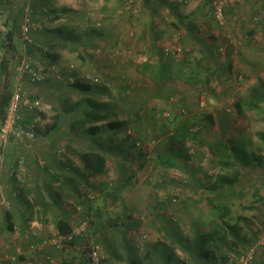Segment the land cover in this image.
<instances>
[{
    "label": "rangeland",
    "instance_id": "374dc122",
    "mask_svg": "<svg viewBox=\"0 0 264 264\" xmlns=\"http://www.w3.org/2000/svg\"><path fill=\"white\" fill-rule=\"evenodd\" d=\"M214 1L215 0H0V26L3 27L0 31L2 34L1 40L4 44H6L5 41L18 42L19 40L21 44L19 51L21 52H17L19 59L15 58V62L18 64L25 55L29 53L34 54L32 48L28 44L33 34L37 35L42 33V35H44L49 32L50 35V31H56L57 34L60 31L61 34H65L71 38H73V35L80 37L85 35L86 31L83 32L80 29H76L75 26L82 27L84 24L89 25L87 27L89 33L91 32L89 29L91 26L94 27L96 31L97 28L104 31L107 25H114L115 27L117 25L119 26L118 29L120 32H122L125 29L123 26L124 21H134V19H138L141 15V11L152 9L154 6L155 8L172 6L174 9L177 8V11L181 9V11H187V13L191 11L197 12L194 14L195 17L199 19L198 22L200 20L203 22L202 26L205 27L207 31L202 30L200 34L202 38H198L200 40L204 39L203 43L205 47H202L203 45L196 40H193V44L196 45L191 46V44H189L186 46L187 54L190 57L188 59L191 64H196L197 68L193 69L194 66L192 65L190 68L182 70L181 67H176L173 59L168 55V60L163 61V64L165 67H168L169 71L164 72H172L173 78L178 82L185 76V73H188V70L190 73H204L206 71L204 66H209L210 64V66H212L215 60H217V64L214 65L216 69L213 68L210 70L212 71L210 73H227V77L225 75L221 77L222 82L218 83L213 80L211 83L212 86L206 90H204L205 88L202 89L200 84H196L195 87L189 85V92L194 94V97H192V104L184 105V101L183 105L173 110L174 112H171V109L168 108L169 106L158 109V111L155 108L151 110L148 104H144L146 109L143 108L140 110L142 118L137 117L130 122V136L135 134L137 138L141 137L143 145L147 147L146 151L150 153L151 156L154 151L163 152L166 150L165 140L169 137L170 131L165 125L163 128L161 123L164 122L166 125H169L172 116H174L177 122L187 126L189 130L195 134V139L190 138L187 141L190 157L186 160L180 158L179 168H160L158 165L154 164L155 156H149L143 162L141 159H131L133 165L128 167L127 173L125 174L126 176L122 179L123 186L117 188L115 191L116 199L114 201L108 196L110 193L109 188H106L104 185L101 187L104 189L106 188L105 190L97 191L96 187L98 184H96L94 187L81 185L78 194L79 199H77V196H71L66 199V202H62L63 208L67 210L76 209V212H74V214H77L76 225L83 219L84 211L86 209L90 211L85 215L86 220H89L90 224L80 237V243H76V245L80 246V252H74L71 256L74 261L80 263L81 260H83L86 262L85 259H83L86 257V264H91L88 260V252L91 246L97 247V251L100 253L99 262L100 259L104 257L105 261L103 259V264H116L122 258V251L126 250V248H134L135 245L139 249L138 251L135 250L136 254H142L143 257L146 255L144 253L147 250L151 251L156 258H161V256H163L161 253V244H164L166 241H168L169 246L173 247L176 255L175 258L186 260L187 253L184 251L185 249L182 245L184 246L186 241L192 240L196 231H204L208 227V222L215 216L216 211L204 199V196L206 197L209 195L213 197L214 200L223 198L229 204L232 210L231 216L233 221L236 220L237 215L243 216V219L237 220L241 228L238 230L237 238L228 237L227 243L230 249L225 246V248H222V251L227 252V256L230 257L233 264H244L246 262H241L239 260L242 257L239 258V252L246 253L248 249L252 247L254 249V256L247 264H264V204L258 202L256 198L257 194L254 193L257 191L259 195H264V142L258 135L259 132L264 133V100L259 102L260 108L254 109L247 108L246 105L240 104L243 109L242 114H238L234 106V103L237 101L244 102L249 100L250 97H253V88L264 86V21L257 25L253 22H248V13L251 7H258V14H262V7L260 6L264 5V0H224L225 9L230 8V12H228L227 15L229 20H227L224 13V19L221 21L222 24L214 17ZM71 5L75 7L73 9L76 11V14L72 16L69 22L62 18L53 22L50 17L46 16L51 11H55L60 7H71ZM31 10L33 11L31 12ZM145 16L146 18L148 17L147 14ZM34 20H40L42 22L41 29L30 31L29 35L26 36L28 40L25 41L21 35L20 26L26 21L33 22ZM186 23H188V20H186ZM53 25H59L56 26L58 31L54 30L56 28H54ZM114 26H112V29ZM128 28L129 29H125L126 31L124 30V35L126 36L131 33V28ZM140 28L142 29V26ZM187 28L194 32L191 28ZM251 28L254 32L250 34L248 33V29ZM186 30L184 26L180 25L179 31L183 32ZM132 31L133 36L131 37L136 36L139 32L137 29H133ZM179 31L176 29V34H178ZM9 32H11L10 39L7 38ZM250 37L253 38V42L248 44ZM207 39L210 43H213L211 47L207 46ZM188 42L190 43L189 40ZM117 45L122 44L118 43ZM22 47H24V49ZM29 47L31 48V52H29ZM123 49L125 51L120 50L119 53L115 54L112 53V51L109 52V47L105 45L103 51L101 47L94 48L96 51L94 55L102 59H108V56L111 57L112 55L114 58L120 59L116 61V63H121L120 61L123 60V58H127L130 54V48L124 46ZM77 52L78 51H76L75 54L73 53L72 59L67 60L68 58H66V60H63L67 63L63 67V70H65L64 72L67 73V71L70 70L74 73L82 70L75 63L78 62ZM106 52H109V54ZM121 54L123 55L118 56ZM180 54L177 55L178 58L181 57ZM142 55L140 51L135 50L132 56L139 59ZM39 61L43 62V59H39ZM198 61L199 63H197ZM250 61L251 63L249 64ZM60 63H58V65H60ZM200 63H205V65L201 67ZM174 67L177 68V72L175 73ZM60 68H62L61 65L55 66V69L62 74L63 72L60 71ZM219 68H222L223 71L219 70ZM84 69L87 70V68ZM130 70L131 73L128 76L131 87L128 93L131 97H138L139 90L133 85L135 82L133 76L134 71L132 68H130ZM64 75L65 74L62 76ZM228 76L230 77L228 78ZM82 77L83 73L81 75V78ZM218 80L220 81V79ZM103 82H105V79L101 78L99 84ZM114 87L110 91V97H115L117 95V89ZM213 91L216 93L220 91L226 95L221 98V103H218L216 106L208 107L207 95L213 93ZM4 96L5 94H0L2 100L5 98ZM96 98L97 97H95V99ZM30 99L36 98L30 97ZM76 99L78 98H75V100ZM157 100L158 97H155L153 100L154 105L157 103ZM84 102H86V99L83 98L79 101V105H84ZM7 103L3 108H6ZM1 104L3 105V101L2 103L0 102V107L2 106ZM85 106L89 109L88 105ZM76 107H78V105ZM124 109L126 112L119 113L118 117H127L129 119L130 113L127 112L133 110L130 111L131 107H124ZM169 114L170 116H168ZM206 114L211 115V122L210 120H204ZM166 116L168 117L166 118ZM52 117L54 116L51 115L50 118ZM221 120L224 121V126H221ZM74 124L76 127L74 130L75 134L84 135V127L87 126L77 122H74ZM101 125L103 126L104 124ZM44 128H46V126L40 128L39 131L41 132ZM215 138H222L230 146L241 149L246 156H251L247 157L248 159L252 158V156H256L255 159L249 161H253L248 164V167H251L250 170L248 167L244 169L245 166L237 164L235 161H233L230 167L223 165L218 162V159L214 155L205 148L203 149L197 142L201 140L211 141ZM162 141L165 142L163 143ZM7 145L5 148L8 147ZM229 161H231V159H229ZM235 169L240 173L242 172L241 174H243V176L248 171V175L251 177L250 181L242 186V181H244V177L242 176L233 183L231 188H228L229 190L224 192V196L219 198L217 193V196H214L213 193L208 192L209 187L219 184L223 177H231ZM116 171L118 170L116 168L113 170L112 166H109L107 169L106 178L109 181V187H116L117 185L115 180L118 176L116 175L118 172ZM104 178L105 176L100 178V181H103ZM90 181H92V179H89V182ZM200 193L204 195L201 196ZM82 199L86 201L83 205L77 203ZM248 205H250L251 208H248ZM83 207H86V209L84 210ZM98 211L100 213H96ZM92 218L95 219V222L101 220L107 221L108 223L104 222L105 224L100 226L98 224L94 225L91 224ZM233 221L231 220V222ZM172 224H174V226L171 227L173 231H170L168 227ZM55 233L56 232L53 234ZM51 235L46 236L45 239L35 243V245L32 244L34 247L31 246L29 248V254L39 259L42 247L49 245L43 242ZM14 244L15 245L12 246L13 251H11L13 253L10 254L11 256L6 255V258L10 259L12 262H19V260H16L15 256L18 257L22 252H16L19 246L16 245V243ZM65 247L68 246L66 245L63 248ZM54 249H57L59 252L62 248ZM58 252L45 254L43 257V264H57V261L54 260L59 256H56ZM175 255H173V257ZM107 256L113 259L112 263H110ZM0 257H2L1 254ZM156 258L151 259L148 255L142 259V264H151ZM186 263L195 264L190 260ZM172 264L180 263L172 261Z\"/></svg>",
    "mask_w": 264,
    "mask_h": 264
},
{
    "label": "crops",
    "instance_id": "0c3cea01",
    "mask_svg": "<svg viewBox=\"0 0 264 264\" xmlns=\"http://www.w3.org/2000/svg\"><path fill=\"white\" fill-rule=\"evenodd\" d=\"M165 7L155 8L154 6L152 9H145L134 21H124L123 19L124 28H131V33L129 32L128 36L124 35L125 29L120 32L117 25L116 27L112 25L114 26L113 29L112 26L107 25L106 31L98 28L96 31L91 26L89 27L90 33L87 28L88 24H84L82 27L75 26L76 29L86 31V34L80 37L73 35L75 45L71 48H58L57 44L64 42L63 39L66 36L61 34L60 31L58 34L56 31H50V35L49 32L44 35L42 33L33 34V40L43 45L42 54L56 53L57 61L54 64H49L53 66L61 65L60 71L63 72L61 77H63V74L65 75L63 80L55 78L54 73H49V77L40 82L33 83L27 79L22 80L23 88L28 97L40 99L47 106L46 114L41 116L38 124L39 130L44 126L46 128L38 133L35 139L16 141L9 138L7 140L8 145L6 142L8 147L5 148V145L0 153V254L2 256L0 257V264H43L45 254L58 252L57 249L50 247L51 245H46L41 249L40 258L36 259L29 254V248L32 244L35 245L39 242L42 237L57 232L56 223L59 221L67 220L71 225H74L77 221V214H74L76 209L67 210L62 207L63 203L71 196H75L81 185L94 187L100 183L102 177L90 175L79 160L77 151H75L89 146L91 142H96L99 139L98 135H77L74 132L76 128L74 122L82 119L84 111H88L85 105H88L91 109L90 101L96 100L93 102H108L110 106L118 104L124 109V107H127V103L132 104V102H138L141 99L145 109L146 104L149 105L151 110L169 106L171 112H174L173 110L183 105L184 101V105L192 104L194 94L189 92V85L195 87L196 84H200V87L206 90L212 86L213 80L220 83L222 82V76L227 77V73H210L212 72L210 70L215 68L214 65L217 64V60L212 66H210L211 64L204 66L205 63H200V66H204L206 69L204 73L196 71V73H190L188 70V73H185V76L178 82L173 78L172 72H164L169 71L168 67L163 64V61L168 60V55L171 56L176 67H181L182 70H186L192 65L194 66L193 69L197 68V65L191 64L188 59L190 57L187 54L186 46L189 44L191 46L196 45L193 44L196 40L203 45L202 47H205L204 39L200 40L198 38H202L200 35L202 30L207 31L202 26L203 22L201 20L198 22L199 19L195 17L194 14L197 12L187 13V11L184 12L181 9L177 11V8L174 9L172 6ZM70 8L75 7L71 5ZM229 10L230 8L225 10L227 20H229L227 16ZM146 14L148 15L147 18ZM56 20H53V22ZM186 20H188V23H186ZM180 25L187 30L179 31ZM53 26L56 28L54 30L58 31L56 26L59 25ZM141 26L143 31L140 28ZM187 27L194 30V32L188 30ZM0 28L1 31L3 27L0 26ZM133 29H137L139 32L136 36L131 37L133 36ZM176 29L179 31L178 34H176ZM0 36V94H5V98L3 100L0 98V102L3 101L5 106L6 102L4 101L17 83L16 69L18 63L15 62V58L19 59L17 52H21L19 51L21 44L19 40L18 42L5 41L6 44H4L1 40V33ZM252 40L253 38L250 37L248 44H251ZM118 43L122 45H117ZM209 43L207 39L206 44L211 47L213 43ZM35 44L38 45L39 43ZM48 44L55 45L50 47ZM105 45L109 47V52L112 51L115 54L119 53L120 50L125 51L123 49L125 46L130 48V50L128 49L130 54L127 58H123L120 61L121 63H116L120 59L114 58L112 55L111 57L108 56V59H102L94 55L96 53L94 48L101 47L103 51ZM44 46L47 48L46 53ZM30 47L34 52L31 55L40 59L41 54L39 51L33 45H30ZM22 48L24 49V47ZM135 50L143 54L141 58L136 59L132 56ZM76 51H78L76 53L78 62L75 63L82 70L72 73L75 75L76 82L68 84L65 79L66 72L63 70L64 65L67 63L63 60H66V58H68L67 60L72 59L73 53L75 54ZM109 52L106 53L109 54ZM178 54H180V58L177 57ZM45 60L47 61V59ZM176 67H174V73L177 72ZM84 68H87V70ZM130 68L134 71L135 82L133 85L139 90L138 97H131L128 93L131 87L128 76L131 73ZM219 70H222V68H219ZM82 73L100 77L99 80L102 78L105 79V82L90 85L81 78ZM106 82L109 84L108 87H105ZM84 86H88V88ZM113 87L117 89V95L110 97V91ZM225 95L220 91L209 93L207 95L208 107L221 103V98ZM95 97L97 98L95 99ZM155 97H158V100L154 105L153 100ZM75 98L78 99L75 100ZM83 98L86 99V102H84V105H79V101ZM124 101H126L125 105ZM77 105L78 107H76ZM139 113L141 115L140 111ZM51 115L54 117L50 118ZM23 117L27 121L29 116L24 114ZM117 118L126 119L127 117L120 118L117 116ZM130 128L131 124H129L125 134L131 132ZM125 134L122 135L125 137ZM102 135L108 137L107 133ZM128 145L127 142L122 143L120 145L121 151L112 152L114 162L123 161L125 164L127 163V160L131 158L130 155H124ZM71 148H74V151H71ZM19 160H22L24 164V174L21 178L17 175L16 162ZM107 165H109V160H107ZM89 179H92V181L89 182ZM9 223L12 224V227L9 226ZM14 243L20 247V252H22L18 257L15 256L19 262H12L6 258V255L11 256L10 254L13 253L11 251H13L12 246L15 245ZM67 246L56 253V256L59 255L54 260L57 261V264H86L83 260L80 263L76 262L71 257L74 252H80L79 245L70 244Z\"/></svg>",
    "mask_w": 264,
    "mask_h": 264
},
{
    "label": "trees",
    "instance_id": "16d2710c",
    "mask_svg": "<svg viewBox=\"0 0 264 264\" xmlns=\"http://www.w3.org/2000/svg\"><path fill=\"white\" fill-rule=\"evenodd\" d=\"M216 1V0H215ZM214 1V2H215ZM262 7V14H258V7H251L250 12L248 13V22H253L255 25L262 23L264 21V5L260 6ZM213 10H214V3H213ZM225 7L223 9V16L225 13ZM33 10H31L32 12ZM255 11V12H254ZM45 14V13H43ZM50 14V15H49ZM76 14V11L73 8L70 7H60L59 9H56L55 11H51L48 13L46 16L50 17L51 20H56V19H64L66 21H71L72 16ZM254 20H252V19ZM245 22V21H244ZM247 22V21H246ZM253 29H248V33H253ZM11 33V32H10ZM9 33L8 39L11 38V34ZM64 42L62 41L59 42L58 48H71L73 47L75 40L69 36L66 35L64 37ZM40 43V42H37ZM50 47L51 45L55 44H48ZM34 47L39 51L41 54L40 59H47V63L49 64H54L57 60V56L52 52V54H42L40 52V49L43 47V45L40 44V46H35ZM29 52H31V48L29 47ZM28 52V53H29ZM32 54V53H29ZM72 71H67L66 73V81L68 77L72 75ZM109 84L106 82V86L108 87ZM88 88V86H84ZM261 90H260V89ZM257 87L252 89V94L253 97H250L249 100L241 102L237 101L234 103V106L236 108V111L238 114H242L243 109L240 104L246 105L247 108H260L259 102L261 100H264V86L263 87ZM10 96V95H9ZM9 98V97H8ZM8 98L4 101L7 103ZM9 101V100H8ZM134 101V100H130ZM127 101V102H130ZM126 101H124L125 105ZM90 104L92 105L91 109H88V111H84V116L82 119L79 121H76L77 123H83L85 126V134H90V135H98L99 139L95 142H91L89 146L83 147L82 149H76L77 155L79 157V160L82 162L84 168L90 173L92 176H101L104 177V180L100 181L98 186L96 187V190H105L106 188H109L110 193L108 196L112 198V201L116 199V193L115 191L117 188H121L123 186V177L125 178V174L127 173L128 167L133 165V162L131 159H138L145 161L147 157H152L155 156V165H158L160 168L164 169H170V168H179L180 163L179 159L182 158L184 160L188 159L190 157L189 155V148L187 147V141L192 138L195 139V134L192 133L187 126H185L183 123H179L175 120V117L172 116V120H170L169 125H166L164 122L161 123L162 127L164 128V125L168 127L170 133L169 137L165 140V148L166 150L163 152L159 151H154L152 156L150 153H148L146 150V146L143 145V140L141 137L137 138L135 134L131 133L126 134L125 137L122 134L126 133V129L129 127L130 122L134 118H141L142 115H140L139 111L143 109V104L142 100L140 99L138 102H132L127 103V107H131L130 111L127 112L130 113V118L126 119H119L117 116L119 113L124 112L125 109L121 107L118 104H115L113 106H110V103L108 102H103V103H95L93 101H90ZM2 105V104H1ZM3 105L0 107V126L1 123L4 119L5 111L6 108H3ZM110 106V107H109ZM5 107V106H4ZM126 112V111H125ZM133 114V115H132ZM170 116V114L168 115ZM166 116V118L168 117ZM163 117V116H162ZM164 119V118H161ZM204 120L211 122V115H205ZM100 122V124H98ZM221 126H224V121L221 120ZM101 124H104L105 126L103 127ZM208 124V123H207ZM38 133L39 127H37ZM107 133L108 137H103L102 134ZM259 137L262 139L264 142V133L259 132L258 133ZM130 136V137H129ZM124 137V139H123ZM164 141V142H165ZM120 142V143H119ZM129 142V145L124 151V155L128 156L130 155L131 158L127 160V163L125 164L123 161H115L112 158V152H119L120 150V145L122 143ZM163 142V141H162ZM163 142V143H164ZM198 144L204 149H206L208 152H210L212 155H214L217 159L218 162L222 163L223 165H226L230 167L232 165L233 161H235L237 164H240L242 166H245L244 169H247L249 163H252L253 161L249 162L251 159H255L256 156H252V158L248 159L247 157L251 156H246L244 152H242L241 149L239 148H234L230 146L228 143H226L222 138H215L211 141H197ZM162 144V143H161ZM234 148V149H232ZM71 151H74V148L70 149ZM253 154V153H252ZM250 155V154H249ZM231 159V161H229ZM107 160H109V165H107ZM17 163V162H16ZM111 163V165H110ZM109 166H112L113 170L116 168L118 171V175L116 177L115 182H117L116 187H109V181L106 178L107 175V169ZM240 169V167L238 166ZM249 170L251 167H248ZM242 173V172H241ZM237 169H235L232 173L231 177H223L222 180L219 182V184H215L212 187H209L208 192H211L214 194V196H217L218 198L224 196V192L229 190L228 188H231L233 186V183L240 179L243 174H241ZM130 174V173H129ZM244 181H242V186H244L246 183H248L251 179L248 175V171L246 174L243 176ZM105 185V189L102 188L101 186ZM118 186V187H117ZM79 192L76 193L75 196H77V199H79ZM217 193V194H216ZM256 193V198L258 202H262L264 204V195H259L257 191ZM202 193H200L201 195ZM204 195V194H203ZM201 195V196H203ZM107 196V194H106ZM199 197V196H198ZM201 198V197H200ZM204 199L208 204L211 205V207L216 211L215 216L212 220L208 222V227L204 231H196L194 234V237H192V240L186 241L185 245L182 247L185 249L187 253V259L192 261L195 264H233L232 261L230 260V257L227 256L226 251H222V248H227L228 247V237H235L237 238L238 230H240V225L239 221L243 219V216L237 215L236 220L233 221V218L231 216L232 210L229 204L223 199L219 198V200L215 199L209 195L206 197L204 196ZM86 201L84 199L78 201L77 203L84 204ZM248 208H251L250 205L247 206ZM85 210L86 207H83ZM90 211L86 209L84 211V216L83 219L85 218V215H87ZM96 213H100L99 211ZM82 219V220H83ZM231 220L233 222H231ZM80 222V221H79ZM108 223L107 221H101L97 220L95 222V219H91V224H98L103 225L105 223ZM90 224V221H87V228ZM9 226L12 227V224L9 223ZM97 226V225H96ZM174 224H172L170 227V231H173L171 227H173ZM57 227V232L62 234L63 236H70L71 240H69L67 245H76V243H80V237L84 234L78 235L74 234L73 230L75 227L74 225H71L69 221L67 220H62L56 223ZM46 237L42 238L39 242H41L43 239ZM38 243V242H37ZM161 253L163 256L161 258H156V256L151 252V251H145L144 254L145 256L142 257V254H136V251H138V247L134 246V248H126V250H123L121 253V260L118 261L116 264H142L143 263V258L147 257L148 255L150 256L151 259L156 258L154 262H151V264H172V261L180 264H187L188 260H183L180 258H175V251L173 247L169 246L168 241H166L164 244H161ZM252 248V247H251ZM93 247L89 250H92ZM230 249V248H229ZM136 250V251H135ZM249 251V249H248ZM240 253L239 252V259L241 262L243 258L246 257L247 253ZM116 254V253H115ZM118 254V253H117ZM143 254V255H144ZM254 252L251 254V259L247 260L246 263H249L253 259ZM173 255H175L173 257ZM108 257V256H107ZM98 264H103V259L102 257L99 262L100 258V253H98ZM109 258V257H108ZM193 259V260H191ZM89 260V258H88ZM147 260V259H146ZM85 261L86 257H85ZM90 261V260H89ZM105 261V259H104ZM107 261V260H106ZM110 263L113 262V259L109 258Z\"/></svg>",
    "mask_w": 264,
    "mask_h": 264
},
{
    "label": "built area",
    "instance_id": "2783aa9c",
    "mask_svg": "<svg viewBox=\"0 0 264 264\" xmlns=\"http://www.w3.org/2000/svg\"><path fill=\"white\" fill-rule=\"evenodd\" d=\"M32 1V0H31ZM225 7L224 0H216L214 2V17L216 20L222 24L223 9ZM40 20L37 21H26L21 24L20 30L21 35L25 41L28 40L26 37L32 30L41 29ZM29 44L36 45L30 37ZM38 46V45H36ZM17 83L10 94L9 101L6 106V111L4 119L0 126V153L3 151L6 142L9 138H13L16 141L22 139H35L38 135L37 127L40 122L41 116L45 115L47 106L40 99H30L26 94L22 80L27 79L30 82H40L44 81L49 77V73H54V77L58 80L64 79L61 77L60 73H55L54 66L47 64L45 60L43 62L39 59L27 54L19 62L16 69ZM87 83L97 84L99 83V77L94 76L89 73H84L82 77ZM73 77H68L67 82H73ZM24 114H26L28 120H24ZM24 164L22 160L17 162V175L19 178L23 177L24 174ZM87 229V220H81L77 225H75L73 233L81 235ZM71 240L70 236H63L62 234L56 232L47 238L43 243H48L54 248H63ZM32 246V245H31ZM30 246V247H31ZM34 247V246H32ZM21 249L18 247L16 252L20 253ZM254 252L253 248H250L246 257L242 259L243 262L251 259V254ZM98 251L97 247H93L92 250L88 252V258L91 264H98Z\"/></svg>",
    "mask_w": 264,
    "mask_h": 264
},
{
    "label": "clouds",
    "instance_id": "9594fccd",
    "mask_svg": "<svg viewBox=\"0 0 264 264\" xmlns=\"http://www.w3.org/2000/svg\"><path fill=\"white\" fill-rule=\"evenodd\" d=\"M32 40H33V38H32ZM33 42L34 43H37L35 40H33ZM29 44V43H28ZM29 45H33V47H34V44H29ZM36 46V45H35ZM38 46H40V43L38 44ZM37 46V47H38ZM43 48V47H42ZM42 48L40 49V52H42ZM44 50H45V53H46V51H47V48L44 46ZM31 55V54H30ZM44 55V54H43ZM43 60H45V59H43ZM46 61V60H45ZM47 63V62H46ZM48 64V63H47ZM64 77V76H63ZM71 77H73L74 78V81L73 82H67L68 84H73V83H75L76 82V78H75V75H71ZM61 80H63V79H61ZM90 84V83H89ZM97 84H99V83H97ZM97 84H90V85H97ZM11 94V93H10ZM10 97V96H9ZM46 114V113H45Z\"/></svg>",
    "mask_w": 264,
    "mask_h": 264
},
{
    "label": "bare ground",
    "instance_id": "6f19581e",
    "mask_svg": "<svg viewBox=\"0 0 264 264\" xmlns=\"http://www.w3.org/2000/svg\"><path fill=\"white\" fill-rule=\"evenodd\" d=\"M54 71H55V73H59V72H58V70H57V69H55V66H54ZM69 71H70V70H69Z\"/></svg>",
    "mask_w": 264,
    "mask_h": 264
}]
</instances>
